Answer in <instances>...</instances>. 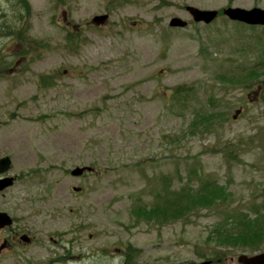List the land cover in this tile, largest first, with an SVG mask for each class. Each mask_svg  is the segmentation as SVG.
I'll use <instances>...</instances> for the list:
<instances>
[{
	"label": "rangeland",
	"instance_id": "obj_1",
	"mask_svg": "<svg viewBox=\"0 0 264 264\" xmlns=\"http://www.w3.org/2000/svg\"><path fill=\"white\" fill-rule=\"evenodd\" d=\"M185 5L264 0H0V158L14 176L0 210L33 237L0 229V264H237L264 250V25L192 22ZM18 10L20 41L1 30ZM177 202L181 215L155 218Z\"/></svg>",
	"mask_w": 264,
	"mask_h": 264
},
{
	"label": "water",
	"instance_id": "obj_2",
	"mask_svg": "<svg viewBox=\"0 0 264 264\" xmlns=\"http://www.w3.org/2000/svg\"><path fill=\"white\" fill-rule=\"evenodd\" d=\"M184 9L189 13V15L192 17V20L195 22L209 23L218 14V10L216 9H202L192 5H186ZM222 13L226 15V17L230 20H236L251 25H264V9L257 6L251 8L227 6L222 9ZM106 18V14H99L93 16L91 21L95 24H100L103 23ZM169 25L182 27L186 25V21L181 19L180 17L173 16L169 20ZM10 163L11 161L8 156L1 157L0 173L7 171L10 167ZM84 169L89 170L90 167H74L70 171V173L72 175H79ZM11 182V177L0 178V190L10 185ZM10 223L11 218L5 212H0V227H3ZM21 238L23 240H27L26 236H22ZM236 261L239 264H264V250L252 255L239 254L236 258ZM205 263L207 262H203L201 264Z\"/></svg>",
	"mask_w": 264,
	"mask_h": 264
},
{
	"label": "trees",
	"instance_id": "obj_3",
	"mask_svg": "<svg viewBox=\"0 0 264 264\" xmlns=\"http://www.w3.org/2000/svg\"><path fill=\"white\" fill-rule=\"evenodd\" d=\"M19 12V13H18ZM18 12L15 14V16L14 17H12V18H9V19H7V18H4L3 19V21H2V24H1V27H2V31H7L8 30V33H6V34H9V35H14L15 36V38L17 39V40H23L25 37H24V32H23V30H24V28L23 27H21V25H19V24H17V22H19V19H23V18H21L22 17V15H21V12L18 10ZM9 30H11L10 32H9ZM2 35H3V33H2ZM3 61V63H4V61H5V58H0V64H1V62ZM4 65H5V63L4 64H2V67L4 68ZM47 76L46 75H44L43 77H41V81H43V79H45ZM189 197H191V202H190V204L193 202L194 204H195V201L197 200V199H202V200H204V198H203V196L202 195H200L199 197H195L194 196V194H192L191 196H189ZM161 203H163L162 201H161ZM164 204V203H163ZM184 209H185V204L184 203H179V202H177V204L176 205H173L172 206V211L171 212H169V210H168V206L166 205V208H164L163 210L161 209H159L160 211H157V210H154L153 209V211L156 213V216H155V218L156 219H159V218H163V219H168V217L167 216H170V215H177L179 212H181L180 214H178L177 216H179V215H181L183 212H184ZM139 215V214H138ZM227 231H229V232H231V233H233L232 231H230L229 229H227ZM221 238H226L227 236H228V233L226 232V231H224L221 235ZM130 249H131V247H129V249H127V248H125L124 249V252L128 255V256H132V257H134L135 256V252H138L137 250H135L134 251V254H132L131 253V251H130ZM215 258V260L216 261H220V262H222V260H219L218 259V257H214Z\"/></svg>",
	"mask_w": 264,
	"mask_h": 264
},
{
	"label": "flooded vegetation",
	"instance_id": "obj_4",
	"mask_svg": "<svg viewBox=\"0 0 264 264\" xmlns=\"http://www.w3.org/2000/svg\"><path fill=\"white\" fill-rule=\"evenodd\" d=\"M14 183V179H13V182H12V184ZM7 188V187H6ZM6 188H4L3 190H5ZM3 190H0V192H2ZM13 218V224L11 225V226H8V227H5V228H3V229H5V230H8V231H11V232H14V234H15V236L16 235H18V236H20L21 234H23V233H25V234H27V236L29 237V242H27L26 244H29L30 242H31V238H33V237H31L29 234H28V232H24V231H22L20 228H15V225H14V221L16 220L15 219V217H12ZM20 242V241H19ZM20 243H22L23 244V242H20ZM210 264V263H209Z\"/></svg>",
	"mask_w": 264,
	"mask_h": 264
}]
</instances>
